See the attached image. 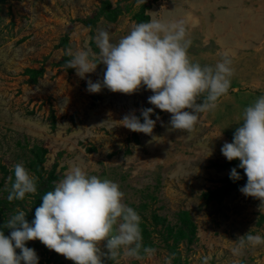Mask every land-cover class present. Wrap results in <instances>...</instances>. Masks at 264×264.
<instances>
[{
	"label": "rangeland",
	"instance_id": "374dc122",
	"mask_svg": "<svg viewBox=\"0 0 264 264\" xmlns=\"http://www.w3.org/2000/svg\"><path fill=\"white\" fill-rule=\"evenodd\" d=\"M144 15L183 21L193 62L214 66L231 54V88L214 111L200 115L190 137L170 131L171 114L148 103L153 93L146 87L132 95L106 87L90 93L88 80L102 82L106 66L98 64L85 78L64 67L69 48L88 44L99 52L90 39L98 29L109 30L115 43L146 22ZM261 95L264 0H0V229L18 208L31 209V223L42 196L77 164L119 184L124 202L141 217L144 245L157 249L152 258L121 256L118 264H164L172 254V264H202L204 256L209 264H264V246L232 252L249 231L264 236V212L259 200L239 190L247 183L240 161L221 152L245 107ZM142 108L154 109L153 120L159 115L153 130L159 140L120 125L133 112L143 123ZM19 162L37 178V194L9 202L5 188ZM233 168L241 179H230ZM52 173L60 178L49 181ZM210 191L224 194L210 198ZM25 246L39 264H74L39 240Z\"/></svg>",
	"mask_w": 264,
	"mask_h": 264
},
{
	"label": "clouds",
	"instance_id": "9594fccd",
	"mask_svg": "<svg viewBox=\"0 0 264 264\" xmlns=\"http://www.w3.org/2000/svg\"><path fill=\"white\" fill-rule=\"evenodd\" d=\"M90 39L99 52L92 51L88 44L78 51L69 48L65 55L70 59L64 67L75 69L78 76L85 78L86 74L95 72L98 64L105 65L102 82L88 80L90 93H99L106 87L114 93L132 95L146 87L153 93L148 103L171 114L170 131L190 137L197 131L200 115L214 111L219 99L231 88L234 76L231 54L225 52L214 66L193 62L189 55L192 40L183 21L153 18L135 24L115 43L109 30L101 28ZM140 113L143 123L133 112L125 115L120 125L144 133L153 141L159 140L153 135L159 115L156 120L150 118L153 108H142ZM238 125L233 141L225 142L221 152L228 161H240L238 167L244 170L247 183L239 190L259 200L262 213L264 95L245 107ZM13 171L14 181L10 188H5L7 200L23 202L35 196L37 178L23 162L15 164ZM230 179H241L236 168L231 169ZM124 198L118 183L90 175L81 165H72L53 190L42 196V204L36 208L31 223L26 219L31 209L20 208L5 221L0 229V264H39L35 250L25 246L33 240H39L74 264H106L107 261L118 264L121 256L136 260L154 257L157 249L143 243L140 215ZM4 229L10 230V236L5 235ZM236 242L232 252L241 255L247 247L264 246V236L249 231ZM174 257L175 254L165 257L164 264H172ZM209 259L204 256L202 264H209Z\"/></svg>",
	"mask_w": 264,
	"mask_h": 264
},
{
	"label": "trees",
	"instance_id": "16d2710c",
	"mask_svg": "<svg viewBox=\"0 0 264 264\" xmlns=\"http://www.w3.org/2000/svg\"><path fill=\"white\" fill-rule=\"evenodd\" d=\"M144 19L147 22L149 20V15H144ZM52 178L59 179L60 177L52 173V175L50 176V178L48 180L50 181ZM3 184H4V180H1L0 181V189L2 188ZM44 185H45V182H44ZM45 186H43V187H45ZM223 194L224 193H221L220 191H210L207 194V196L211 198V197H214V196H218L219 197V196H221ZM187 232H188V230H187ZM106 264H109V261H107Z\"/></svg>",
	"mask_w": 264,
	"mask_h": 264
}]
</instances>
